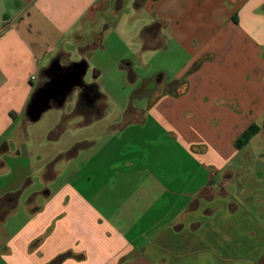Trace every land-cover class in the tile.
<instances>
[{"label":"crops","instance_id":"1","mask_svg":"<svg viewBox=\"0 0 264 264\" xmlns=\"http://www.w3.org/2000/svg\"><path fill=\"white\" fill-rule=\"evenodd\" d=\"M169 48L185 56L176 80L205 62L148 109L138 159L112 139L67 140L73 125L115 128L96 85L48 120L26 116L57 59H111L126 77ZM260 137L264 0H0V264H264V175L247 190L233 165L264 157L245 155Z\"/></svg>","mask_w":264,"mask_h":264},{"label":"rangeland","instance_id":"2","mask_svg":"<svg viewBox=\"0 0 264 264\" xmlns=\"http://www.w3.org/2000/svg\"><path fill=\"white\" fill-rule=\"evenodd\" d=\"M170 48L160 55H157L156 58H151V53L148 52V57L145 58L147 64L144 66H132V70L135 75L124 77L125 75L118 72V65L113 62L111 59L106 62L105 58L98 57L99 61L97 63L98 68H94L93 64L87 62L90 65V68L87 70L86 75L83 78L84 83L88 85H96L103 95L100 102V121L101 125H106L105 123L115 124V128L112 129V125L108 129H96L95 127L89 126H80L73 125L67 131V140L77 141V138H87L94 135L96 137L97 143L105 142L108 139H112V146H114L117 156L128 153L135 158H139V153L141 148H147L149 152V145H146L144 139H149L153 135L148 133L147 136H144L141 133L140 126L146 120L151 122V118L148 116V109L152 107L161 95H167L171 97H178L186 91V84L188 77L196 72L203 62L204 58H200L198 61L193 62L181 79L176 80L174 74L182 67L183 61L185 59L184 55L178 54L177 61H170ZM153 54V53H152ZM169 58V60H168ZM187 59V58H186ZM72 62H77L76 57L72 59ZM93 63L92 60H90ZM177 82L173 87L172 83ZM77 96L76 94H71L66 100L62 109H51L45 113V120H48L49 116L54 112H64L68 110L70 105L76 104ZM148 116V117H147ZM80 121L77 119H69V123H75ZM128 128L125 133H120V128ZM82 127V128H81ZM262 136V135H261ZM85 143V142H84ZM78 141L73 148L71 153L77 152L82 147H85V144ZM163 151V150H161ZM195 152H197L195 150ZM249 154H264V138L260 137L254 143L250 144L245 151V155ZM117 158V157H116ZM264 157L261 156L259 160H253V156L249 158H243L238 162H233V165L239 164L240 169H243L247 172L248 176H244L242 180L244 181L243 185L247 190H250L252 186L255 185L251 174L253 171H261L264 175ZM135 162V161H134ZM124 162L122 164L118 163V167H124ZM65 175V176H64ZM55 184L51 187L52 189L58 187L61 184V181L66 178L64 174ZM38 179L35 180L37 182ZM247 180V181H246ZM240 181V180H239ZM264 181V177L262 178ZM113 182L118 183L119 178L113 177ZM241 182V181H240ZM82 184L79 183L78 186ZM237 185V182L236 184ZM260 185H263L262 183ZM89 187L91 185L89 184ZM19 215L23 214V209H18ZM61 257H67L63 255ZM60 257L57 259L59 260Z\"/></svg>","mask_w":264,"mask_h":264},{"label":"water","instance_id":"3","mask_svg":"<svg viewBox=\"0 0 264 264\" xmlns=\"http://www.w3.org/2000/svg\"><path fill=\"white\" fill-rule=\"evenodd\" d=\"M87 67L84 61L74 62L67 66H61L58 59L53 61L43 72L46 81L35 90L31 97L26 111L28 120L38 121L46 111L63 106L75 89L86 87L83 78Z\"/></svg>","mask_w":264,"mask_h":264},{"label":"trees","instance_id":"4","mask_svg":"<svg viewBox=\"0 0 264 264\" xmlns=\"http://www.w3.org/2000/svg\"><path fill=\"white\" fill-rule=\"evenodd\" d=\"M176 83L177 82L172 83L171 87H173ZM29 103H30V101H29ZM29 103L27 106H29ZM254 129L255 128L251 127L247 132H245L243 134V136L237 141V146L240 147L242 144H244L246 142V140L248 139V137L255 131Z\"/></svg>","mask_w":264,"mask_h":264}]
</instances>
